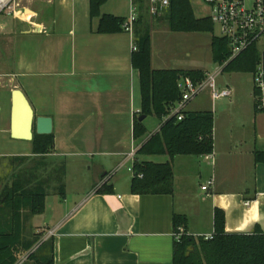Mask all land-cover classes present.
I'll list each match as a JSON object with an SVG mask.
<instances>
[{"label": "crops", "instance_id": "crops-1", "mask_svg": "<svg viewBox=\"0 0 264 264\" xmlns=\"http://www.w3.org/2000/svg\"><path fill=\"white\" fill-rule=\"evenodd\" d=\"M125 1V13L112 4L111 12H103L111 0L101 12L127 17L135 8L138 19L145 17L150 28L151 22L157 21L151 13L150 0L148 11L134 0ZM55 2L40 0L35 11L21 7L13 16L30 25L24 31L30 36L23 40L22 53L14 59L8 50L10 31L15 25L0 21L1 55L11 63L8 72H2L8 77L10 111L12 91L20 88L36 116L52 117L55 139L54 149L45 160L33 154L32 140L25 139L17 142H26L27 147L17 146L9 156H29L27 164L33 166L46 161L48 171L63 162L68 165L65 196L54 194L50 201L47 196L44 213L25 220L33 232L46 229L42 240L52 236L55 264H172L174 242L178 240L174 215H186L187 233L195 237L212 235L217 207L226 214L227 232L247 233L256 225L264 231V162H256L254 155L256 150L264 151V111L256 106L254 87L252 102L248 99L246 104H239V89L229 82L221 84L233 91L231 97L219 99L228 100L221 103V112L242 109L244 115L229 114L219 121L214 116L213 161L206 156L178 155L173 160V194H134L132 171L122 169L130 167L132 160L119 167L137 149L134 118L141 108V90L139 72L132 65L135 28L132 32L99 33V18H91L89 0H59V13L50 6ZM190 2L198 18L211 19V7L208 15L198 16ZM27 10L34 15L26 14ZM186 55L191 53L187 51ZM152 64L163 68L155 66L153 46ZM1 86L0 92L4 79ZM209 98L215 110L216 101L210 91ZM227 104L232 110H226ZM208 107L207 103L189 110H209ZM159 127L160 123L150 132ZM81 156L85 158L81 160ZM96 157L99 178L89 183V190L69 195L72 170L79 171L81 165L92 169L90 164L94 166ZM138 157L157 162L168 159L167 155ZM156 157L163 159H153ZM211 178L214 183L210 189L202 190ZM108 181L113 184V192L99 193L97 189ZM25 255H20V260Z\"/></svg>", "mask_w": 264, "mask_h": 264}, {"label": "trees", "instance_id": "trees-1", "mask_svg": "<svg viewBox=\"0 0 264 264\" xmlns=\"http://www.w3.org/2000/svg\"><path fill=\"white\" fill-rule=\"evenodd\" d=\"M109 0H89L91 18H99L97 32L123 31L126 19L112 13H102V6ZM149 10V0H134ZM147 3V5H146ZM146 6V7H145ZM157 20H166L175 32H212L214 24L209 17L198 18L190 0H169V6ZM145 17L134 24L136 49L132 52V65L140 76L141 108L134 118V139L137 145L132 161L131 192L134 194H173V160L178 155L205 156L214 151V113L211 110L174 112L182 97L181 79L190 78L202 82L207 72L202 69L154 68L152 64V35ZM213 59L223 65L230 51L227 41L213 35L211 41ZM260 60L256 44L224 65L223 71L253 73ZM179 114L183 115L181 120ZM145 115L141 121L139 117ZM153 115L160 127L150 132L146 118ZM33 154L45 157L54 149V134L41 135L34 132ZM167 155L166 161L139 160L138 156ZM256 162H264V151L256 150ZM29 156L12 158L19 162L10 177L0 184V264H17L20 255L27 254L21 264H55L52 236L42 240L46 229L25 234V220L44 213L51 180L59 181L58 194L65 196L64 162L50 171L46 161L29 165ZM97 191L113 192L110 181ZM188 218L174 215L176 232L182 235L175 240L172 264H264V231L256 225L251 232L229 233L226 231V214L215 208L214 233L210 239L195 237L185 231ZM181 226V229L178 227ZM35 249V250H34Z\"/></svg>", "mask_w": 264, "mask_h": 264}, {"label": "rangeland", "instance_id": "rangeland-1", "mask_svg": "<svg viewBox=\"0 0 264 264\" xmlns=\"http://www.w3.org/2000/svg\"><path fill=\"white\" fill-rule=\"evenodd\" d=\"M192 3L196 7V12L198 16H205L210 13V6L208 3L203 0H191ZM116 7L119 12H126L128 9V4L125 0H111L104 11L111 12L112 5ZM30 7L31 10L35 11V9L40 7V0H21V7ZM52 10L53 7L58 13L61 11L59 0H56L54 5H50ZM33 11L27 10L26 14H33ZM43 12L41 11V14ZM51 15V14H50ZM49 15V16H50ZM15 17L11 15H1L0 21L3 22H13L15 27L12 35L9 39V47L8 50L11 58L14 59L16 54L21 55L22 53V43L26 37H29V34H25V30L30 28L29 24L23 23L20 20L14 19ZM31 19L33 17H30ZM33 20H37L34 18ZM157 20V19H156ZM151 34H152V46L154 52L155 66H161L163 68H177L176 66H189V68L193 69H202L207 72V74H214L215 70H220L219 66L214 63L212 59V51H211V38L213 35L219 34V28L214 26L213 33L211 32H202L201 34L193 33V32H175L171 31L167 22L165 20H157L151 22ZM14 32V33H13ZM264 47V44L262 45ZM190 52L191 56L186 55V52ZM3 51L0 50V69L1 73L8 72L11 63L6 60V57L1 55ZM181 61V63L179 62ZM183 61V62H182ZM182 64V65H180ZM9 65V66H7ZM4 79V88L0 92V184H3L9 177L10 174L15 171V165H19V162H13L12 157L9 156L13 153V151L17 148V146L25 145L27 147L26 142H17V139H14L11 134V118H12V109L10 111V106L8 103L9 100V88H7L8 77L3 74L2 80ZM218 87H221L222 83H231L232 86L237 87L239 89V94L237 95L239 104H246L249 99L251 102V94L253 92V75L249 72H237V71H221L217 77ZM2 87V86H1ZM138 91V89H137ZM209 89L205 90L198 98L191 101L187 108H202L207 103L209 104V110L214 112L215 119L218 121L222 119L225 115L238 116L241 113L242 109L239 111L234 109L233 111H229L227 109H231L229 105H226V113L221 112V103L226 102L228 100L216 101V109L212 108V101L210 98L208 99ZM249 95V97H248ZM203 99V100H202ZM207 99V100H206ZM187 109V110H189ZM233 112V113H231ZM11 113V114H10ZM244 115V114H242ZM146 125L149 128H153L160 121L157 117L150 115L146 119ZM10 123V126H9ZM21 143V144H19ZM23 143V144H22ZM147 157V156H146ZM149 157V156H148ZM84 156H81V160L84 159ZM98 157L95 158L96 162L92 165V169H88L89 166L85 167L81 165V169L79 171H74L70 173V183L68 186V194H72L75 191L80 192V190H89V183H95L96 178H99L96 175L95 169L97 164ZM153 159L162 160L163 157H156ZM60 165V164H59ZM58 165V166H59ZM65 165V176L67 174L68 166ZM126 171L128 167L122 168ZM111 172V171H109ZM130 172V171H129ZM131 173V172H130ZM78 180L80 183H78ZM60 182L56 180H51V184L49 187V195L48 199L51 200L54 194H58V186ZM60 197V196H58ZM36 221H39V216L35 217ZM33 232V228L25 225V234L28 233L31 235ZM35 250V249H34ZM27 254L21 259L18 263H22L26 259ZM17 263V264H18Z\"/></svg>", "mask_w": 264, "mask_h": 264}, {"label": "built area", "instance_id": "built-area-1", "mask_svg": "<svg viewBox=\"0 0 264 264\" xmlns=\"http://www.w3.org/2000/svg\"><path fill=\"white\" fill-rule=\"evenodd\" d=\"M21 0H0V16H15L20 8ZM211 7V19L218 26V36L225 39L229 46V57L223 65H218L220 70L214 74H207L202 82H193L190 78L181 79L179 87L182 91V97L177 103L174 112L185 110L188 102L209 89L213 101L222 98L231 97L233 91L230 87H218L217 77L223 70L225 64L238 57L250 46L256 44L260 50V60L253 75V87L255 89L256 106L260 111H264V0H204ZM169 6V0H150V10L153 15H161ZM138 19L136 9H132L126 17L122 28L126 32H132L135 22ZM135 45H134V48ZM2 73L0 70V90ZM183 118L179 114L178 119ZM135 156V150L127 156L126 162L119 168L126 165L128 161ZM207 159L214 160V153L205 155ZM132 171V165L128 167ZM214 183L211 178L202 185V190L210 189ZM182 235V229L177 233L179 239ZM213 235H205L210 239ZM21 264V263H18Z\"/></svg>", "mask_w": 264, "mask_h": 264}, {"label": "water", "instance_id": "water-1", "mask_svg": "<svg viewBox=\"0 0 264 264\" xmlns=\"http://www.w3.org/2000/svg\"><path fill=\"white\" fill-rule=\"evenodd\" d=\"M13 108L11 134L16 139L32 140L34 132L41 135L53 132V119L50 116H36L34 109L22 89L12 91ZM141 115L139 120H143ZM105 175V173H104Z\"/></svg>", "mask_w": 264, "mask_h": 264}]
</instances>
